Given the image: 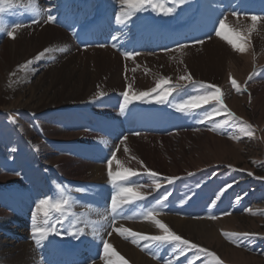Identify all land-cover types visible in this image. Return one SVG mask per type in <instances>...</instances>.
Instances as JSON below:
<instances>
[{
  "label": "rangeland",
  "instance_id": "obj_1",
  "mask_svg": "<svg viewBox=\"0 0 264 264\" xmlns=\"http://www.w3.org/2000/svg\"><path fill=\"white\" fill-rule=\"evenodd\" d=\"M77 1L82 6L84 3L85 9H81ZM163 2L174 9L170 15L147 7L125 24L115 21L121 10L119 0H37L40 9L55 16V21L50 23L44 22L46 15L36 16L39 23H35L33 15L28 12L21 15L19 8L4 14L3 19L9 25L22 22L24 26L16 31L14 39L0 32L1 246V242L7 241L10 249L20 242L36 248L32 229L27 226L33 225L32 215L37 211L39 200L49 198L55 202V199L67 198L70 202L65 211L67 219L63 227L58 225L61 235L52 234L51 241L59 242V247L65 245L81 250V264H105L101 259L104 256L101 240L95 245L93 242L85 245L82 236L71 235L78 226L73 216L80 211L73 205L76 201L79 207L91 208L96 204V197L105 193L108 203L105 210L108 214L111 212V197L118 188L108 176V161L115 153L120 165L113 161V173L120 171L115 168L129 162L128 168L138 171V175L129 177V181L144 185L139 189L141 192L152 193L144 200L125 204L123 219L131 217V222H138L141 217L142 221L148 210H154L158 213L156 218L176 234L215 252L221 264H264V20L247 36L244 52L234 50L215 32L219 28L218 21L227 17L225 23L228 27L224 34L231 36L229 29L250 25L252 15L264 17V5L261 13L251 14L242 12L249 9L247 0H231L229 4L228 0ZM233 12L238 15L232 16ZM60 18V22L65 21L67 26L59 25ZM95 24L106 32L107 43L87 39L86 32ZM166 26L176 29L193 27L196 31L192 39L182 45L146 50L144 44L157 34L156 29ZM42 27L59 29L60 37L68 39L71 44L60 45L59 39L52 43L45 41L35 54L16 61L20 55L12 53L10 44H26L36 38L34 34L40 33ZM210 46L217 53L207 55L203 51ZM64 47L65 52L55 50ZM46 48L54 51L35 61L27 71L18 68ZM98 49L111 51L118 57L110 56L112 62L103 64L97 56L94 58L93 53ZM74 53L84 57L87 64L86 69L77 68V76L80 75V81L85 79L91 88L85 100L76 103L69 99L74 92L71 91L74 81L65 78L66 72L63 76L58 75L66 63L65 58ZM125 53H132V58H126ZM199 60H206L205 64L211 65L213 70L215 66L221 67L222 72H215L211 67L201 68ZM12 73L15 75H10ZM250 74L252 78L249 80ZM182 75L184 80L179 79ZM189 75L193 81L218 86L226 107L251 126V136L239 131L240 122L234 127L225 125L211 130L216 123L227 119V113L205 119V111L218 106L215 101L191 110H178L177 105L204 92L200 83L187 80ZM114 76L121 79L118 84L113 83ZM230 77L238 82L240 92L232 87ZM160 80L167 82L161 83L156 93H150L146 99H134L121 111L122 93L148 92ZM177 84L181 87L173 90L172 86ZM65 88L69 90L65 91ZM100 92L104 95L100 96ZM167 92H170L167 101L158 103V93ZM159 116L168 118L174 127L164 133L146 127L154 120L159 121ZM58 130L62 132L58 133ZM133 138H136L134 143L131 142ZM217 139L222 140V144ZM66 158L77 160L75 164L102 167L103 172H98V176L103 177L93 180L88 173L66 175L62 168L61 171L58 169ZM145 168L159 174L162 184L159 190L153 191L149 187L153 180L145 174ZM165 177L175 179L168 183ZM168 192L171 193L168 200L162 201V205L157 203ZM131 211L133 215H129ZM52 215L58 216L59 213L53 212ZM110 216L113 218L112 214ZM213 216L216 218H209ZM37 217L38 224L42 223V213H37ZM232 218L237 222L233 223ZM123 219L121 215L115 219L113 228H120ZM172 219L214 225L216 239L221 245L216 239L208 244L205 239L180 233L170 221ZM151 224V232L145 234H162L154 223ZM21 232L25 238H21ZM113 233L155 264H164L169 258L175 264H186L185 257L175 259L171 245L161 250H155V246L153 251L141 250L146 242L140 241L137 246L130 237L125 238L127 233L125 236ZM233 233H248L249 236L233 238ZM50 251L41 249L37 264H57L52 262L55 258L45 262L46 258L49 260ZM154 254L160 259H154ZM192 254L189 251L187 256Z\"/></svg>",
  "mask_w": 264,
  "mask_h": 264
},
{
  "label": "snow or ice",
  "instance_id": "obj_2",
  "mask_svg": "<svg viewBox=\"0 0 264 264\" xmlns=\"http://www.w3.org/2000/svg\"><path fill=\"white\" fill-rule=\"evenodd\" d=\"M175 3L176 0H173ZM179 3H183V0H178ZM121 5L120 12L115 16V21L117 24H125L128 22L133 16H135L138 12L145 10L147 7H151L154 11H159L164 15H170L174 9L167 7L163 0H119ZM21 9V15L25 14V12L33 15L34 22L39 23V21L35 20L36 16L46 15L45 23H50L55 21V16L45 13L42 9L39 8L37 4V0H0V32L5 33L10 38H15V33L17 30L21 29L24 25L22 22H16L11 25L5 22L3 19L4 14L15 10ZM232 16H237L236 12L231 13ZM227 17L225 19L219 20V28L215 30L216 35L226 40L229 45L233 47L234 50L238 52H244L245 45L244 41L247 39V36L256 30L257 24L264 20V17H257L256 15H252L250 17L252 23L242 25L240 27L230 28L231 36H226L224 34V29L228 27L225 23ZM199 43H203V41H199ZM60 52L67 51L66 47L55 49ZM54 49L46 48L42 52H40L34 59H30L26 61L24 64L18 66L20 70H29V66H31L35 61L40 60L45 56L46 53L52 52ZM126 58H132V53H125ZM10 75H15L12 73ZM252 78V74L249 75V80ZM180 80H184L185 76H180ZM187 80L193 84L200 83L201 87L204 89L203 95H193L184 103L177 105L178 110L186 111L194 108H199L203 104H208L211 101L216 102V107H213L211 110H206L204 113L205 119L213 118L221 113H227V119H223L219 123H216L214 128L211 130H216L217 128H221L225 125L229 127L236 126V122H240L239 131L251 136V126L247 125V122L241 121V118L236 116L233 112H231L224 101L221 99V89L218 86L212 84H205L204 82H196L193 81L192 77L187 76ZM232 87L236 89L237 92L241 91V87L235 79L230 77ZM167 80L157 81V85L154 88H151L148 92H140V93H129L126 91L122 93L124 97V103L121 106V111L124 110V107L130 105L133 100H141L149 97L150 93H156L157 89L160 87L161 83H166ZM247 83V81L245 82ZM11 86V85H9ZM131 87V86H129ZM180 85H173V90L180 88ZM170 92L164 93L163 95L158 93V103H165L167 101L168 95ZM100 96H103L104 93L100 92ZM231 121V123H230ZM238 139L239 137H233ZM127 151V149H125ZM115 161L118 165H120V161L116 160L115 153H113L112 159L108 161L109 171L108 176L110 181L114 184L115 187L118 188V191L112 195L111 197V205L110 211L113 214V224L115 222V217L122 215V209L125 204H131L133 201L144 200L147 195H151V192H141L139 189L143 188L144 185L137 184L135 182H130L129 177L136 176L138 173L129 168H123L121 166V170L113 173L111 170V165ZM142 163V162H141ZM146 175L152 178L153 183L149 187L153 189V191L159 190L162 187V184L159 182V174L151 171L147 168L144 169ZM191 175V173H189ZM168 183H172L175 179L173 177H165L164 178ZM121 183H117V182ZM130 186H126L129 185ZM59 187V186H58ZM171 196V193L168 192L162 196V200H158L157 203L162 205V201H167L168 197ZM220 197L217 196V200ZM69 200L67 198L55 199L53 202L52 199L45 198L40 199L37 204V211L32 215V234L37 247H42L43 242L46 241L49 235L55 234L57 236L61 235L60 227H63L64 220L67 219L65 214L66 207L69 206ZM215 203V202H213ZM251 211V210H249ZM59 213L58 216H53L52 213ZM37 213H42L44 220L41 224H38ZM158 213L154 210H148L144 214L145 220H150L157 229L160 230L162 234L159 235H149L142 234L139 232H134L129 230L128 228H124L121 226L120 228H113V231L119 233L121 236H125V233L128 234L125 238H131L132 243L140 246V241H144L146 243L143 244L141 250H150L153 251V246H155V250H161L169 245H171V253L178 260L180 257H185L186 264H197L198 261L201 264H221L219 257H217L216 253L210 251L207 248L201 247L197 243H193L188 239L183 238L182 236L176 234L174 231L170 229L168 225L163 223L161 220L157 219ZM211 219H215L216 217H209ZM126 219H131V217H126ZM112 233L109 232L110 236ZM74 236H83L85 235V231L83 228L76 229L75 232L71 233ZM93 237L100 236L98 229L92 230ZM225 236H228V233H224ZM237 236H249L248 233H240V234H232V237L235 238ZM101 242L104 245V256L101 257L105 261V264H127L122 256L118 252H116L112 245L108 243L106 239L101 237ZM192 251V256L188 257L187 253ZM154 259H160V257L153 255ZM164 264H175V261L172 258L164 261Z\"/></svg>",
  "mask_w": 264,
  "mask_h": 264
},
{
  "label": "bare ground",
  "instance_id": "obj_3",
  "mask_svg": "<svg viewBox=\"0 0 264 264\" xmlns=\"http://www.w3.org/2000/svg\"><path fill=\"white\" fill-rule=\"evenodd\" d=\"M57 30H59V29H56L54 27H42L41 30H40V33L34 34L33 37H36V38H31L30 41L27 42L26 44L23 43L21 46H18V43L10 44L12 53L15 54L16 52H18V55H20L19 56L20 58L18 60H16V59L15 60L16 61H23L26 58H28L29 56H31L32 54H35L40 49L41 43H44L45 41H47L48 43H52V42H57L58 39H59L58 44H60V45H62L64 43L65 44H71L68 39L60 37V34H58ZM37 31L38 30H36L35 32H37ZM72 46H74L73 43H72ZM215 50L216 49L214 47L210 46V47H205L203 51L206 52L207 55H214L215 53H217V51H215ZM94 52H95V53H93L94 58H95V56H97V58H99V62H102L103 64H109L110 62H112L110 56L115 58V59L118 57V55L114 54L111 51H107V50H99L98 49V50H95ZM65 59H66V63H64L63 64L64 67H62V69L58 71V75L60 74V75L63 76L64 74H66L65 78H67L70 81L71 80L74 81L75 85L71 89V91L72 92L74 91V92L72 93V96L70 95L69 99L74 100V102L75 101L79 102L80 100H83L84 98H86L89 93H91L90 84L87 83V81L85 79H83V78H82V80H81L82 82H81L80 78H79L80 75L77 76L78 72H79V70L77 68H81L82 67V68L86 69L87 64L85 63L84 57H82L81 55L76 54V53H74L72 56H67ZM205 62H206V60H205ZM205 62L200 61V63L198 62V64H199V66L201 68H205V69H208L210 67L212 68L211 65H207V64H205ZM60 64H61V62H60ZM220 68L221 67L215 66V69L213 70V68H212L211 70H213L215 72L216 71L217 72L218 71L222 72V70ZM65 70H68V71H65ZM53 72H55V71H53ZM63 72H66V73L63 74ZM114 80L115 81H113V83L118 84V82H120L121 79H117L115 77ZM67 85H68V83H67ZM112 85H114V84H112ZM67 90H69V89L65 88V91H67ZM61 97L65 100V96L64 95H61ZM43 105H47V104H43ZM58 131H59L58 133L62 132L60 130H58ZM135 139L136 138H133V140H131V142L134 143ZM214 139H216V138H214ZM216 141L218 143L222 144L221 143L222 140L217 139ZM76 161L77 160L66 158L64 161H62L59 164L58 169L61 171V168H62L63 173H65L66 175H69V176H70L69 173H76V174H82V175L85 174V173H88L90 177H93V180H99V179H101V177H103V176H101V177L98 176L100 174L98 172H103V168L102 167H99L98 165L97 166L93 165V167L91 168L89 165H79L81 163H78V162H77V164H75ZM115 166H114V168H115ZM121 166L123 168H128L129 162H127L126 164H123ZM121 166L119 168H115V170H118V169L121 170ZM132 167H134V166H132ZM99 182H102V181H99ZM33 200H35V199H33ZM26 201H28V200H26ZM95 201H96V204L92 203V205L93 204L94 205L91 208H88V207H86L84 205L79 207L78 206L79 203H77L76 201H75V203L73 205L74 208H77V210H80V211L76 212V214L73 216V220L78 225L77 229L78 228H83L84 231H85V235H83L84 237L82 236L85 245H87V244H89L91 242H93L94 245H95V244H98L100 242L101 237L103 239L107 238L108 239V243L112 245L113 249L116 252H118L120 254V256H122L126 262H129L131 264H155L151 260H149L148 258L144 257L132 245L123 242L122 239H119L113 233V226H114V225H112L113 218H111V216H110V214H112V213L110 212L108 214V213H106V210H105V207H107V204H108L107 203L106 194L104 193V195L103 194L99 195L98 198L96 197ZM131 214H132V211H131V213L129 215H131ZM0 216H2V214H0ZM112 216H113V214H112ZM125 216L126 215H121L122 219ZM119 217L120 216H116L115 219L117 220V219H119ZM136 217H138V215ZM140 218L141 217H139V219H138L139 221L138 222H131L129 219H123L122 226L124 228H128L131 231L139 232V233H142V234H145V232H147V233L151 232L150 231L151 226H152L151 222L149 220H142L141 221ZM161 219H165V218H161ZM116 220H115V222H116ZM230 220L233 223L237 222L233 218L230 219ZM82 221H83V224L81 225ZM170 221H172V224L174 225L175 229L178 230L180 233L186 232L187 234H190L191 236H194V237H197V238L199 237L201 239H205L208 242V244H209L210 240L217 238L216 237L217 236V234H216L217 231L215 230L214 225H212V224L204 223V222H200V223H197V222H185V221L175 220V219H172ZM32 227H33V225L30 226L29 224L27 226V228H29V229L30 228L32 229ZM94 228L98 229L99 233H100V236L95 237V238L92 235V230ZM111 230H112V232H111L112 235H110L111 236L110 237L108 235V233ZM88 234H91V235L88 236ZM20 236H21V238H25L23 232L20 233ZM51 236L52 235H49L48 239L43 242V246L42 247H36V248L32 247V245L30 243H22V242H20L17 246L13 247V249H10V248H8V245L10 243H7V241L1 242V244H3V246L0 245V263L1 264H37V262L39 260L37 257H39V253H40L39 251L41 249L48 248L49 250H53V252H54V248H58L57 243L51 241V238H50ZM217 242H218V240H217ZM218 243H220V245H221V241L218 242ZM84 248H86V247H84ZM224 250H226V249L224 248ZM235 253H239V252H235ZM54 254H55V252H54ZM56 257L57 256L55 255L54 258H56ZM54 261H55V259H53L52 262H54ZM45 262L48 263V262H51V260L50 259L47 260V258H46Z\"/></svg>",
  "mask_w": 264,
  "mask_h": 264
}]
</instances>
